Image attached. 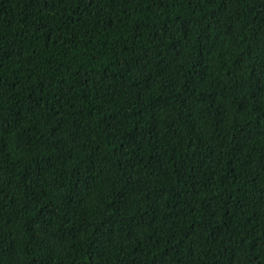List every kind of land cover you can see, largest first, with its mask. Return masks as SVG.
Masks as SVG:
<instances>
[{"label": "trees", "instance_id": "trees-1", "mask_svg": "<svg viewBox=\"0 0 264 264\" xmlns=\"http://www.w3.org/2000/svg\"><path fill=\"white\" fill-rule=\"evenodd\" d=\"M0 264H264V0H0Z\"/></svg>", "mask_w": 264, "mask_h": 264}]
</instances>
